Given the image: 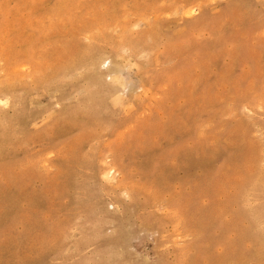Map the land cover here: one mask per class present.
I'll return each instance as SVG.
<instances>
[{
  "label": "rangeland",
  "instance_id": "obj_1",
  "mask_svg": "<svg viewBox=\"0 0 264 264\" xmlns=\"http://www.w3.org/2000/svg\"><path fill=\"white\" fill-rule=\"evenodd\" d=\"M0 264H264V0H0Z\"/></svg>",
  "mask_w": 264,
  "mask_h": 264
}]
</instances>
